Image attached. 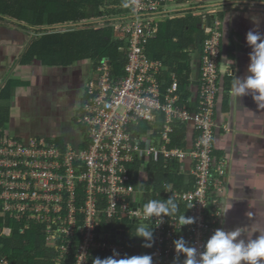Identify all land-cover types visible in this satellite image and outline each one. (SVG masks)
Masks as SVG:
<instances>
[{"label": "built area", "instance_id": "2783aa9c", "mask_svg": "<svg viewBox=\"0 0 264 264\" xmlns=\"http://www.w3.org/2000/svg\"><path fill=\"white\" fill-rule=\"evenodd\" d=\"M172 2L126 0L125 13L101 19L102 28H111L122 44L125 64L120 71L108 60L92 67L75 119L84 133L79 146L45 139L24 143L0 126V240L11 238L13 225H22V234L40 227L38 233L58 254L55 264H66L68 256L71 264H93L114 251L117 259L150 254L153 264H173L179 255L177 264H182L184 254L173 245L181 237L189 247L203 250L219 222L218 195L225 176L224 161L214 156L223 30L218 19L203 27L192 111L176 75H169L166 86L163 62L149 53L162 25L173 20ZM207 19L208 13L202 16ZM180 124L193 125L197 139L192 147L173 145ZM160 158L166 167L189 160L192 188L178 191L170 183L163 197H171L183 211L145 220L143 205L153 200L149 165ZM182 215L194 223L181 226ZM140 226L154 231L152 248L142 247V238L136 237ZM0 264L10 263L0 257Z\"/></svg>", "mask_w": 264, "mask_h": 264}, {"label": "crops", "instance_id": "0c3cea01", "mask_svg": "<svg viewBox=\"0 0 264 264\" xmlns=\"http://www.w3.org/2000/svg\"><path fill=\"white\" fill-rule=\"evenodd\" d=\"M174 1L177 4L173 20L180 18L190 23L198 20L201 32L208 20L201 21L200 16L208 13L211 21L218 19L223 30L220 63L224 57L235 61L227 73L221 74L215 115L214 156L217 162L225 163L222 192L218 195L220 218L215 230L244 228L245 236L254 239L264 235V109L258 108L251 95L234 97L231 87L235 77L243 78L248 74L251 48L246 43V34L257 29L253 17L258 19L257 30L264 32V3L261 0ZM223 3L227 5L207 9L211 4ZM12 25L0 24V93L11 84L8 100L0 99V104L7 106L1 114L5 133L24 143L45 139L59 145L79 146L84 133L74 120L92 78L93 64L82 61L63 67L34 60L23 66L26 51L42 36L40 31L65 32L68 25L31 27L17 21ZM201 45L202 38L197 50L188 53L192 60V73L185 88L190 93L188 99L181 91L183 99L190 101L192 111L198 92ZM164 73L167 77L166 70ZM179 126L185 129V139L180 146L185 143L192 147L197 139L193 125ZM191 168L188 160L179 171V175L185 176V188L190 185L192 188ZM227 192L232 194L233 207L225 215L222 205Z\"/></svg>", "mask_w": 264, "mask_h": 264}, {"label": "trees", "instance_id": "16d2710c", "mask_svg": "<svg viewBox=\"0 0 264 264\" xmlns=\"http://www.w3.org/2000/svg\"><path fill=\"white\" fill-rule=\"evenodd\" d=\"M125 3L126 0H0V21L10 19L24 22L31 27L85 23L81 27L71 26L65 32L40 31L42 36L26 51L23 66L40 60L45 65L63 67L90 61L95 67L102 60H108L120 71L125 64V55L119 52L122 44L115 40L111 28H96L91 24V20L122 15ZM207 20L206 23L212 24L210 17ZM199 23L198 20L190 23L180 18L168 21L162 25L158 40L149 46L152 58L162 61L165 66L166 86L170 85L169 74H176L179 78V89L186 93L187 99L190 93L185 88L189 85L192 73V60L188 53L196 51L203 38ZM10 89L11 84L5 87L3 94L0 93V99L8 100ZM2 112L4 111L0 108V126L4 123ZM143 133L142 130L140 134ZM183 139L185 129L179 127L172 143L174 146H180ZM169 166L166 167L164 160L160 158L149 167L148 176L153 200H167L163 193L170 183H173L178 191L191 189V185L184 187L185 176L179 175L181 166L178 163ZM182 211L179 207L177 214ZM3 225L0 218V232ZM21 227L22 225L14 227L11 238L0 240V257H6L10 264H55L54 260L58 254L54 249H50L46 236L38 233L41 228L32 227L30 233L22 234ZM130 230L133 237L135 231ZM71 260L72 257L68 256L66 264H71Z\"/></svg>", "mask_w": 264, "mask_h": 264}, {"label": "clouds", "instance_id": "9594fccd", "mask_svg": "<svg viewBox=\"0 0 264 264\" xmlns=\"http://www.w3.org/2000/svg\"><path fill=\"white\" fill-rule=\"evenodd\" d=\"M261 2L264 3V0ZM252 21L258 29V19L253 17ZM257 29L249 30L246 34V43L251 48L248 74L243 78L233 79L231 94L238 98L251 95L258 108L264 109V32ZM234 63V60L224 57L223 61L218 63L220 73H227ZM224 195L226 200L222 207L226 215L233 207L232 194L227 192ZM178 211L179 206L171 197L163 201L150 200L143 205L145 220L152 217L175 216ZM179 221L181 226L194 223L193 218L185 215L180 216ZM136 237L142 238V247L152 248L155 244L154 231L147 226L138 227ZM173 245L177 254H184L182 264H262L264 262V235L248 239L245 236V229L239 227L232 230L217 228L204 243L202 251L189 247L183 237L174 240ZM118 255L114 251L113 256L104 259L97 257L93 260V264H153V257L150 254L117 259ZM178 261L179 255L174 256L173 264H177Z\"/></svg>", "mask_w": 264, "mask_h": 264}, {"label": "rangeland", "instance_id": "374dc122", "mask_svg": "<svg viewBox=\"0 0 264 264\" xmlns=\"http://www.w3.org/2000/svg\"><path fill=\"white\" fill-rule=\"evenodd\" d=\"M176 2H172L171 3V8L173 9V8H175V6H176ZM123 13H125L127 10L124 8L123 9ZM205 12V11H204ZM174 16H175V14H173L172 15V18H174ZM201 19H202V16H201ZM12 22H15V21H13V20H10V19H6V20H4V21H0V24L1 25H6V26H13L12 25ZM91 22H93V23H91L93 26H95L96 28H102V26H103V24H102V20L101 19H93V20H91ZM21 23H23V24H25L24 22H21ZM80 24H85V23H80ZM26 25V24H25ZM28 25V24H27ZM81 25V26H82ZM80 27V26H79ZM48 31V30H47ZM33 34V33H32ZM6 104H0V108L5 112V110H6ZM75 121V120H74ZM144 178H143V182H146L147 181V177H146V172L144 173ZM0 218H1V215H0Z\"/></svg>", "mask_w": 264, "mask_h": 264}, {"label": "water", "instance_id": "95a60500", "mask_svg": "<svg viewBox=\"0 0 264 264\" xmlns=\"http://www.w3.org/2000/svg\"><path fill=\"white\" fill-rule=\"evenodd\" d=\"M129 1V0H128ZM251 2H248V4H250ZM224 5H227L226 3H223V4H211V5H209L208 6V8L207 9H215L216 7H221V6H224ZM256 5H258V3L256 4ZM81 25L82 24H76V25H72V26H74V27H77V26H80L81 27ZM113 234H114V232H112ZM113 237H115V235H113Z\"/></svg>", "mask_w": 264, "mask_h": 264}]
</instances>
